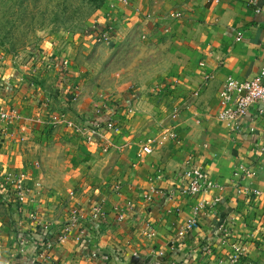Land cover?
Masks as SVG:
<instances>
[{"label":"crops","instance_id":"1","mask_svg":"<svg viewBox=\"0 0 264 264\" xmlns=\"http://www.w3.org/2000/svg\"><path fill=\"white\" fill-rule=\"evenodd\" d=\"M127 3H115L110 42L135 31L158 39L144 48L166 53L161 83L169 85L146 91L147 81L140 80L137 93L131 88L104 109L85 101L75 105L84 119L102 113L95 119L113 125L114 133L99 131L89 143L90 173L81 171V182L68 193L49 187L48 163L36 159L39 144L28 138L33 111L26 112L24 92L0 96V106L23 116L0 122V264H30L35 248L48 242V256L37 264H264V149H257L264 145V115L251 112L239 132L217 118L226 77L262 72L264 81V0ZM146 137L157 141L151 153L141 150ZM188 164L201 166L220 187L204 195L212 202L198 211L202 196L179 191ZM64 166L58 167L60 177ZM17 180L31 189L20 205L11 196ZM96 202L101 214L89 221L85 210ZM74 211L84 217L57 242ZM191 217L196 228L181 234ZM219 226L230 232L226 241H220ZM79 229L85 234L76 240ZM237 242L247 250L238 259L232 248ZM90 251L106 255V262L91 261Z\"/></svg>","mask_w":264,"mask_h":264},{"label":"rangeland","instance_id":"2","mask_svg":"<svg viewBox=\"0 0 264 264\" xmlns=\"http://www.w3.org/2000/svg\"><path fill=\"white\" fill-rule=\"evenodd\" d=\"M115 3L125 6L118 0H0V96L24 92L26 112L33 111L27 137L39 144L36 159L48 163L49 187L64 193L77 188L81 171L90 173L94 156L86 141L93 120L75 105L85 101L104 109L131 88L137 93L140 80L147 81L146 91L169 85L161 83L166 53L144 48L158 39L149 41L144 31L106 43L93 38L96 25L114 20ZM121 117L129 120L130 114ZM64 163L68 172L60 177Z\"/></svg>","mask_w":264,"mask_h":264},{"label":"built area","instance_id":"3","mask_svg":"<svg viewBox=\"0 0 264 264\" xmlns=\"http://www.w3.org/2000/svg\"><path fill=\"white\" fill-rule=\"evenodd\" d=\"M123 4H128V0H118ZM95 34L93 38L96 41L102 42H110L112 38V27L109 25L106 26H96ZM251 112L256 113V115L263 116L264 115V81H263V73H258L250 78L246 79H237L231 76L226 77L221 87L218 90V112L217 118L222 121L228 128L235 132L242 131L245 127V119L251 114ZM20 117L18 111L14 108H8L7 106H0V122L1 123H12L17 118ZM252 117V116H251ZM253 118V117H252ZM92 127L86 131V141L93 143L97 140L96 135L99 134V131L104 132L105 129H110V124L106 122V124L101 123L98 118L93 119L91 121ZM248 132L250 135L255 136V127H248ZM156 139L147 138L146 141L141 146V150L144 153H151L155 150L156 147ZM105 149V148H104ZM259 151L264 149V145L260 144L257 148ZM189 163V161H188ZM181 184H179V191L181 194L187 196H202L201 200L197 203L195 210H199L206 205L211 204L210 200L206 199L204 195L213 190L220 189L219 185L215 184L212 180L211 176L208 172H206L201 166L188 164L187 167L182 171ZM13 191L11 193L12 200L20 205L25 201L27 196L30 193V187L22 184L20 181H16V183L12 186ZM149 199V197L147 198ZM220 200V196L214 194L213 202H218ZM11 201V200H10ZM128 208L130 205L127 206ZM86 217L88 216L89 221L95 220L101 214V208L99 203L91 204L87 210H85ZM84 217L83 214H78L76 211L73 212L72 217L67 224V226L58 231L56 236V241H62L67 237V232L70 231L73 225L78 224V222ZM124 211L122 210L117 214V218L119 220L123 219ZM197 222L193 217L189 218L182 230H180L181 234L186 232L187 230H193L196 228ZM43 228L45 230L48 229L47 225H44ZM219 238L220 241H226L229 238V230L225 226H219ZM78 233L74 236L76 240H79L85 234L84 230L79 229ZM51 244L48 242L43 246H39L35 248L33 257L31 258L30 264H37L39 260L44 259L48 255L45 253V249L49 248ZM233 251L235 252L236 258L244 255L247 251L246 247L243 245H239V242L233 243L232 245ZM88 257L91 261H96L98 258H102L103 261L106 262V255L101 254L98 251H90ZM188 264V262L184 263Z\"/></svg>","mask_w":264,"mask_h":264},{"label":"trees","instance_id":"4","mask_svg":"<svg viewBox=\"0 0 264 264\" xmlns=\"http://www.w3.org/2000/svg\"><path fill=\"white\" fill-rule=\"evenodd\" d=\"M102 117H100V121H101Z\"/></svg>","mask_w":264,"mask_h":264}]
</instances>
